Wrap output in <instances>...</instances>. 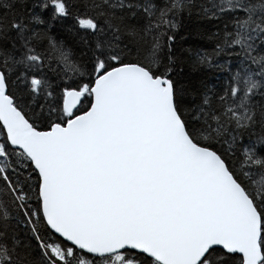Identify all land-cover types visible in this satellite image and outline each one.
Masks as SVG:
<instances>
[{
  "label": "snow or ice",
  "instance_id": "obj_1",
  "mask_svg": "<svg viewBox=\"0 0 264 264\" xmlns=\"http://www.w3.org/2000/svg\"><path fill=\"white\" fill-rule=\"evenodd\" d=\"M0 264H264V0H0Z\"/></svg>",
  "mask_w": 264,
  "mask_h": 264
}]
</instances>
